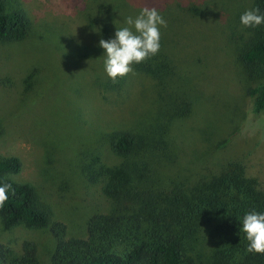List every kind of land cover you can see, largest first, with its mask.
<instances>
[{"label": "rangeland", "instance_id": "1", "mask_svg": "<svg viewBox=\"0 0 264 264\" xmlns=\"http://www.w3.org/2000/svg\"><path fill=\"white\" fill-rule=\"evenodd\" d=\"M104 1L6 3L26 14L31 30L20 42H0V156L20 159L11 177L33 186L51 224L5 227L0 218V264H16L28 251L49 264L53 223L64 225L66 237L84 238L88 218L111 208L96 175L102 167L124 166L142 191L155 193L191 187L215 163L234 159L264 187V110L248 93L263 78L237 60L255 34L237 18L250 0H119L122 10L110 22L99 21ZM143 7L157 8L167 22L160 42L173 78L159 84L134 64V74L113 83L99 40L114 38ZM181 88L193 111L167 118ZM116 131H131L144 149L117 155L109 143Z\"/></svg>", "mask_w": 264, "mask_h": 264}, {"label": "trees", "instance_id": "2", "mask_svg": "<svg viewBox=\"0 0 264 264\" xmlns=\"http://www.w3.org/2000/svg\"><path fill=\"white\" fill-rule=\"evenodd\" d=\"M8 1L0 0V42H20L28 36L31 22L21 10H6ZM99 6L103 7L99 21L110 22L112 15L122 10L119 0H105ZM248 7H258L264 13V0H250ZM187 10L195 9L188 6ZM243 12L241 9L237 15L239 22ZM250 29L255 33L253 39L241 48L237 60L251 76L263 78L248 93L255 108L264 110V24ZM170 64L160 42L158 53L138 65L157 83L167 80V84L173 78ZM177 92L165 111L170 112L167 118H185L193 111L189 92L182 88ZM171 124L165 123L164 134ZM109 143L111 150L123 157L145 147L131 131L112 132ZM20 168L17 156H0V186L11 184L8 200L0 208L2 223L5 227L17 223L46 227L51 224L49 208L39 202L32 185L11 177ZM99 174L103 175L102 191L111 201L110 210L88 218L84 238L66 237L64 225L53 223L55 247L49 264H264V254L246 251L248 241L240 231L246 212H264V187L246 174L241 161L217 162L213 169L199 174L195 185L155 193L142 191L131 178L135 174L130 176L124 166L102 167ZM16 264L39 262L35 253L28 251Z\"/></svg>", "mask_w": 264, "mask_h": 264}, {"label": "clouds", "instance_id": "3", "mask_svg": "<svg viewBox=\"0 0 264 264\" xmlns=\"http://www.w3.org/2000/svg\"><path fill=\"white\" fill-rule=\"evenodd\" d=\"M244 27L255 28L264 24V13L260 9L246 10L240 16ZM124 27L116 28L114 38L100 39L99 46L104 49V71L117 82L129 73L134 74L133 65L154 56L160 49V27H167V22L155 7H143L135 17L128 16ZM11 184L0 186V208L8 200ZM13 189V194H14ZM240 231L248 241L247 252L264 254V212L250 210L240 220Z\"/></svg>", "mask_w": 264, "mask_h": 264}]
</instances>
